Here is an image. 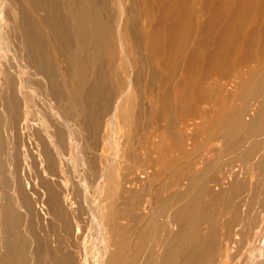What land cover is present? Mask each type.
I'll use <instances>...</instances> for the list:
<instances>
[{
    "label": "bare ground",
    "instance_id": "1",
    "mask_svg": "<svg viewBox=\"0 0 264 264\" xmlns=\"http://www.w3.org/2000/svg\"><path fill=\"white\" fill-rule=\"evenodd\" d=\"M0 191V264H264V0H0Z\"/></svg>",
    "mask_w": 264,
    "mask_h": 264
},
{
    "label": "rangeland",
    "instance_id": "2",
    "mask_svg": "<svg viewBox=\"0 0 264 264\" xmlns=\"http://www.w3.org/2000/svg\"><path fill=\"white\" fill-rule=\"evenodd\" d=\"M47 108H48V106H47ZM66 135H67V133L65 132V136ZM112 135H113V132H111L110 130H107V132H106L107 141H110L112 139ZM65 138H66L65 139L66 142L64 145L65 150H64L63 158L65 161V164L67 165L66 176L71 181H75V180H78L76 168L81 163V159L76 152L77 149H76L75 144L72 141L68 140V135ZM103 152H104V155L107 159H112L115 156L114 147H111L109 144L107 146V149H105ZM78 194H79V197L77 199L83 205H85L86 208L92 209V207L94 206V201H93V197H92L91 193L90 194H84V193L79 192ZM6 198L11 199L12 196L10 194H5L2 191H0V201H4ZM89 231H90V229H89Z\"/></svg>",
    "mask_w": 264,
    "mask_h": 264
}]
</instances>
